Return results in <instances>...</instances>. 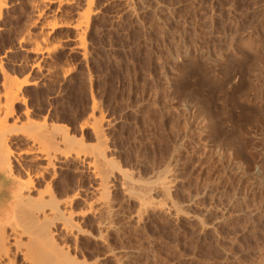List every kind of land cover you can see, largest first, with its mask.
Masks as SVG:
<instances>
[{"label":"rangeland","instance_id":"1","mask_svg":"<svg viewBox=\"0 0 264 264\" xmlns=\"http://www.w3.org/2000/svg\"><path fill=\"white\" fill-rule=\"evenodd\" d=\"M62 1L7 0L0 21L5 71L39 84L10 123L29 114L69 138L68 169L58 151L44 179L58 243L97 264H264V0Z\"/></svg>","mask_w":264,"mask_h":264},{"label":"bare ground","instance_id":"2","mask_svg":"<svg viewBox=\"0 0 264 264\" xmlns=\"http://www.w3.org/2000/svg\"><path fill=\"white\" fill-rule=\"evenodd\" d=\"M7 0H0V21H1V17L5 16V13L3 16V11L6 10L8 7L6 6V2ZM38 1V0H37ZM49 1V0H48ZM48 1L45 0V2L47 3ZM60 1V0H59ZM62 1V0H61ZM64 1V0H63ZM62 1V2H63ZM66 3L64 2V4H67L70 2H72L71 0H69L67 2V0H65ZM75 2L77 0H74ZM80 1V0H78ZM75 3L79 5V3ZM87 1V0H85ZM84 1V2H85ZM133 1V0H132ZM132 1L130 0L131 3H129V0H125V4L126 2L129 3V6H126L127 9H130L129 7H131L130 5H132ZM43 2V0H40V3ZM43 2V3H45ZM51 2V1H50ZM48 2V3H50ZM83 2V0L81 1ZM83 2V3H84ZM88 2H91L88 4L89 5H93L94 3V0H93V3H92V0H88ZM39 3V2H38ZM45 3V4H46ZM61 3V2H60ZM86 3V4H87ZM127 3V4H128ZM10 4V3H9ZM8 4V6H9ZM33 4V3H32ZM31 4V5H32ZM84 3V5H86ZM124 4V3H123ZM124 4V5H125ZM126 4V5H127ZM37 5V4H36ZM39 5V4H38ZM37 5V7L35 6V8L37 9L36 11H38V9H42L40 8L39 6ZM44 5V4H43ZM48 5V4H47ZM47 5H44L47 7ZM68 5V4H67ZM73 5V4H72ZM33 6V7H34ZM87 6V7H88ZM90 6V7H91ZM133 6V5H132ZM7 7V8H6ZM86 7V6H85ZM125 7V6H124ZM45 8V7H44ZM29 9H32V8H29ZM28 9V10H29ZM88 9V8H87ZM33 10L35 11V9L33 8ZM78 10V9H77ZM92 10V8H91ZM7 11V10H6ZM5 11V12H6ZM9 11V10H8ZM34 11H29V12H33L31 14H37L38 16L40 15V17H44V15L42 16V14H45L43 12V10H40V13L41 14H38V13H35ZM84 11V10H83ZM86 11V10H85ZM89 13L93 11H90L88 10ZM87 11V12H88ZM79 13V11L77 12V14ZM81 13V12H80ZM85 14L83 15V12L80 14V17L82 18L83 16H88V17H85V22L83 21L82 22V26L80 25L81 24V20H83V18L81 19L78 15L77 17L80 18V24L79 26L82 27V29L84 28V24L87 25L88 23V20L86 21L87 18H90V15ZM30 15V13H29ZM48 15V14H47ZM46 17V15H45ZM5 18V17H4ZM48 18V17H47ZM7 19V16L6 18ZM34 19V20H33ZM32 20H30L31 22L35 21L36 19H38L37 17L33 18ZM40 19V18H39ZM45 18H42L40 21L41 23L43 24H46V22L49 20H46L44 21ZM3 20V19H2ZM43 20V22H42ZM79 20V19H78ZM90 20V19H89ZM5 21V20H4ZM6 22V21H5ZM11 22V21H10ZM13 22V21H12ZM30 22V23H31ZM51 22V26L50 24L47 23V25L50 27H53L54 29V26L56 24H54L52 21H49ZM35 24H37L36 22H34ZM33 23V24H34ZM39 23V22H38ZM41 23H39L40 25H42ZM5 24V23H3ZM11 24V23H10ZM89 24V23H88ZM2 25V23H1ZM53 25V26H52ZM5 25H3L4 27ZM30 26V25H29ZM31 26H32V23H31ZM30 26V27H31ZM47 26V27H48ZM7 27V26H6ZM26 28L29 30L30 29ZM34 27V26H33ZM32 27V28H33ZM40 27H43V26H40ZM45 27V26H44ZM86 27V26H85ZM36 28V27H35ZM88 28V26L86 27ZM86 28L84 30H86ZM5 28H1L0 26V31L3 30ZM26 30V29H25ZM28 30L26 31L27 33H30L28 32ZM38 29H36L37 31ZM41 30V31H40ZM39 30V33L42 32V29L40 28ZM48 34H49V31L51 33V30H47L45 29ZM31 33H33L32 30H30ZM45 31V32H46ZM3 32V31H2ZM23 32L25 31H22V34ZM25 32V33H26ZM46 32V33H47ZM35 33V32H34ZM30 34L31 36L35 37L34 35L36 34ZM43 33V32H42ZM41 33V34H42ZM83 33V36H81V34ZM21 34V33H20ZM78 34H80V39H79V43L81 46H84L85 47V44L83 45L82 43H84V32L80 31ZM19 35V34H18ZM39 35V34H38ZM47 34H43V36ZM23 36V35H21ZM20 36V37H21ZM24 36H26L25 38H27L25 41H28L30 42L31 40L27 37V35L24 34ZM30 36V37H31ZM41 35V37L38 36V39L41 38L42 40L41 41H45L46 39H44ZM37 37V35H36ZM81 37H82V40H81ZM24 38V37H23ZM46 38V37H45ZM30 41H29V40ZM35 39V38H34ZM37 38L35 39V41H33L34 43H36V46L35 44H33V42H31L34 46V48H37V46H39L41 44V41L38 45V43L36 42V40H38ZM49 39V38H48ZM21 39L19 38V41ZM33 40V38H32ZM43 41V42H44ZM48 41V40H46ZM50 41V39H49ZM21 42V41H20ZM23 39H22V44H23ZM29 43V44H31ZM236 43H239V42H236ZM19 44V43H18ZM21 44V45H22ZM28 43H26L25 45H27ZM28 44V45H29ZM32 44L29 45V48L31 49L32 47ZM20 45V46H21ZM24 44L22 45L23 47L25 46ZM27 45V46H28ZM45 45V44H43ZM42 45V46H43ZM47 45H49L50 47V42L48 44L47 42ZM79 45V46H80ZM21 46V47H22ZM27 46H25L26 48H28ZM40 45L39 47V50H35L33 49L32 52H35V55L37 54L38 51H40V48L42 47ZM46 46V45H45ZM44 46V47H45ZM80 46V47H81ZM239 44L236 45V47H238ZM20 47V48H21ZM42 47V49L44 48ZM48 48V46H46ZM45 47V48H46ZM44 48V49H45ZM43 49L42 51H40L41 53L42 52H51L50 50L51 49ZM29 49L30 53H31V50ZM83 49H86L85 48H82ZM10 50V49H9ZM238 49H236L235 53L238 52L237 51ZM25 51V50H24ZM37 51V52H36ZM39 53V52H38ZM44 53V54H46ZM83 54H85V50L82 52ZM43 54V55H44ZM48 54H51V53H48ZM48 54L47 57H48ZM39 56L41 54H38ZM38 55H36L37 57V62L38 64L36 65L37 66H40L39 64V58H38ZM86 55V54H85ZM50 56V55H49ZM43 57V56H41ZM44 57H46L44 55ZM41 59V58H40ZM43 59V58H42ZM46 59H44L45 61ZM36 64V62H34ZM46 63V62H44ZM22 64V63H21ZM20 64V65H21ZM33 64V63H32ZM43 64V62H42ZM5 65V64H4ZM19 65V66H20ZM6 66V65H5ZM33 65H31L30 68H32ZM42 66V65H41ZM40 66V67H41ZM14 67V66H13ZM24 67V66H22ZM43 67V66H42ZM5 68H8V67H5ZM5 68L3 67V62H2V59L0 58V76L2 78V81H1V86H0V264H97L95 263V260L94 263H90L92 261H86L84 259L80 260L79 259V255L77 256L75 253H71L70 250H69V247L65 246V245H61L58 243V241L55 239V235H56V230H54V227L53 226H56L54 225V221L58 218H56V212H59L58 211V206L60 205V203H58V201H56V197H55V193H54V189L53 187L51 186V182L50 181H47L48 179H52L53 175L51 178L48 177V179L44 182V179H46V176L48 173L54 172V160L57 159L56 158V155H57V152L59 151V148L60 147L59 145L61 143H63V145L68 142L69 138H68V135L65 134L63 137L61 136V140L60 142H58V138L57 136H59L58 134H56V128L55 126H53L52 124L49 125L47 124L45 121H43L42 119V122L41 121H36V120H31L29 118V114H28V117L26 115L23 116L25 117L23 120L22 118V122H20L19 126H18V123L17 121L18 120H15L12 118V122L10 123V117L13 116L14 114V105H17L16 103H22V101L24 102L25 98H21V95H22V91L25 90V88L27 87H30V86H35L36 89L37 86V83L38 81H36L37 83H35L34 81H30V77L27 75V77L29 78H26V72L28 73L29 71H27L26 67H24L23 69L26 71H24V75L22 74V69H20V73L18 71L19 74H22L25 78H22L23 80H21L19 82V78L17 79L16 76L14 78H12L14 75V72H12L13 76L9 77V74H7V72L5 71ZM29 68V69H30ZM35 68V66H34ZM39 68V67H38ZM38 68H35L36 71ZM28 69V68H27ZM48 69V68H47ZM7 70V69H6ZM13 71V69H9V71ZM31 70V69H30ZM41 69L39 68V73L41 72L40 71ZM49 70V69H48ZM47 70V72H49ZM10 71V72H11ZM35 71V73H36ZM43 73H44V70H42ZM31 72V71H30ZM45 71V73H47ZM52 71H50L49 73H51ZM9 73V72H8ZM34 73V71L32 72V74ZM38 73V74H39ZM42 73V75H43ZM21 75V76H22ZM30 75V73H29ZM40 75V74H39ZM42 75H41V78H42ZM46 75V74H45ZM44 75V76H45ZM52 75V74H50ZM43 76V79L42 80H46V78H44ZM49 80L52 78V77H49V75L47 74ZM0 78V79H1ZM13 81V79H15ZM21 78V77H20ZM33 79V75L31 77ZM37 78V76L35 77ZM18 80V82H16ZM48 81V79H47ZM47 81H44V83L46 84ZM43 82V81H42ZM201 82V81H200ZM43 83V84H44ZM49 83V82H48ZM42 84V83H41ZM41 84H40V87H41ZM37 85V86H36ZM44 86V85H43ZM42 86V87H43ZM47 86V84H46ZM45 87V86H44ZM26 91V90H25ZM24 92V91H23ZM27 92V91H26ZM25 92V94H26ZM28 93V92H27ZM25 96V95H24ZM22 96V97H24ZM27 96V94H26ZM23 99V100H22ZM20 105V104H19ZM23 105V103H22ZM25 105V103H24ZM18 106V105H17ZM26 106V105H25ZM96 107H94L95 109ZM16 110V109H15ZM29 111V110H28ZM13 113V114H12ZM21 113V112H20ZM22 113H26V110ZM29 113V112H28ZM10 114H12V116H10ZM21 116V117H22ZM32 116V115H31ZM20 117V116H19ZM17 118V117H16ZM21 119V118H20ZM15 120V121H14ZM38 120V119H37ZM58 127V126H57ZM59 129L62 127H58ZM95 128V127H94ZM65 129V128H64ZM63 129V130H64ZM68 130V129H67ZM94 130V129H93ZM96 130V128H95ZM98 128L95 132H98ZM61 132V131H60ZM68 131H65V133H67ZM100 132V131H99ZM61 135V134H60ZM23 136L25 137V139H21L19 137ZM13 137H18V138H14L17 140V142L20 141L23 142L22 145L24 144V142L27 144V149L24 148V150L20 149H12V146H11V142L13 140ZM20 142V144H21ZM72 143L74 141H71ZM19 143V142H18ZM70 143V142H69ZM68 143V144H69ZM25 145V144H24ZM62 145V144H61ZM66 145V144H65ZM64 145V146H65ZM71 145V144H70ZM23 147V146H22ZM69 148V152H70V146L68 147ZM67 146L65 147V150L67 149ZM60 149H64L63 148H60ZM14 150L17 152L18 154L14 155ZM63 151V150H62ZM61 151V152H62ZM15 152V153H16ZM60 151L58 153H60L61 155V158H63V160L61 159V163H62V169H68V159L67 157H69V154L67 151H63L65 153H61ZM102 152V151H100ZM71 154V153H70ZM100 154H104L103 152L100 153ZM29 158V159H26V160H29V162H25L24 161V157L26 158ZM59 156V157H60ZM103 157H105L103 155ZM12 158H14V160H12ZM72 158V157H71ZM56 161V160H55ZM70 161V160H69ZM80 161V160H79ZM81 162V161H80ZM43 163V165H42ZM61 169V170H62ZM100 171H98L99 173ZM51 174V173H50ZM56 173H54L55 175ZM101 174V172H100ZM49 175V174H48ZM96 175V174H95ZM50 176V175H49ZM102 176V174L100 175ZM96 177V176H95ZM97 178H100L99 176ZM96 178V179H97ZM103 177H101L100 179H102ZM95 179V180H96ZM100 179L99 182H100ZM54 180V178L52 179ZM97 181V180H96ZM40 182V184H38ZM41 182L43 183L44 182V185L42 184V187H41V190L40 187L36 186V185H40L41 186ZM53 182V181H52ZM104 182V181H103ZM102 182V183H103ZM98 183V181H97ZM100 184V183H99ZM98 184V185H99ZM101 186V184H100ZM98 186V187H100ZM38 189H37V188ZM102 187V186H101ZM97 188V187H96ZM103 188V187H102ZM56 189V188H55ZM101 189V188H100ZM84 190V189H83ZM89 190V189H88ZM33 191H35L36 193H34L36 196V198H32V194H33ZM99 191V190H98ZM151 191V189H150ZM90 192V190H89ZM148 192V197L150 196L149 194V191L147 190ZM93 193V192H92ZM99 193V192H98ZM47 194L48 197H45L44 195ZM147 194V193H146ZM146 194L144 196H146ZM34 195V196H35ZM46 195V196H47ZM74 196V195H73ZM77 196V195H76ZM75 196V197H76ZM102 196V194H101ZM78 197V196H77ZM76 198H69V200H65V206H67L69 208V206H71V204L74 202ZM80 197V196H79ZM78 197V198H79ZM97 198V197H96ZM146 198V197H144ZM150 198V197H149ZM148 198V200H149ZM81 199V198H80ZM95 199V198H94ZM62 201V200H61ZM60 201V202H61ZM64 201V200H63ZM96 201V200H95ZM146 201H147V198H146ZM59 204V205H58ZM100 204V203H99ZM93 205V204H92ZM62 206V205H61ZM64 206V207H65ZM100 206V205H99ZM65 207V208H67ZM64 208V209H65ZM73 208V207H72ZM90 208V207H89ZM97 208V207H96ZM95 208V209H96ZM63 209V208H61ZM74 209V208H73ZM68 210V209H67ZM67 210L65 212H67ZM97 210V209H96ZM63 211V210H62ZM75 212V211H74ZM69 214L72 213V212H68ZM60 214V213H59ZM58 215V214H57ZM61 217V216H60ZM71 217V214L69 216V218ZM102 218V217H101ZM109 218V217H108ZM60 219V218H59ZM61 222H62V226L60 227L61 230H63V232L65 234L73 231L71 230L70 231V226H74L75 224L74 223H71L70 225L66 222H64L66 219H64L63 221V218H61ZM101 220V219H99ZM104 220V218H103ZM102 220V221H103ZM106 220V219H105ZM75 221V220H74ZM69 222H72L71 219ZM76 222V221H75ZM112 223V222H111ZM59 224V223H57ZM100 224V223H99ZM103 224V223H101ZM105 224V223H104ZM78 225V224H76ZM74 226L76 229L79 227L77 226ZM109 225V224H108ZM112 226V225H110ZM57 227V226H56ZM73 227V228H74ZM105 227V226H104ZM103 227V228H104ZM107 227V226H106ZM105 227V228H106ZM109 227V226H108ZM111 228V227H110ZM80 229V228H79ZM60 231V230H59ZM80 231V230H79ZM63 233V235H64ZM62 234V233H61ZM70 234V233H69ZM65 236V235H64ZM73 236V235H72ZM61 237V236H60ZM63 237V236H62ZM74 238V236H73ZM72 238V239H73ZM76 238V237H75ZM24 239H26V242H24ZM60 240V239H59ZM68 241V240H67ZM63 242V241H62ZM61 242V243H62ZM72 243V242H71ZM66 244V243H64ZM69 244V243H68ZM66 244V245H68ZM76 245V243H75ZM74 245V246H75ZM62 246H65L67 249H64V247ZM73 246V247H74ZM77 247V246H76ZM75 248V247H74ZM75 251V249H74ZM78 253V251L76 252ZM81 254V253H80ZM83 258V257H82ZM90 259V258H89ZM91 260V259H90ZM97 260V259H96ZM99 263V262H98Z\"/></svg>","mask_w":264,"mask_h":264}]
</instances>
